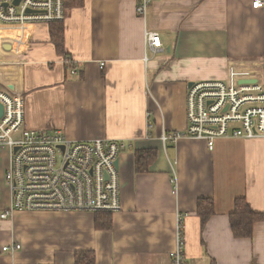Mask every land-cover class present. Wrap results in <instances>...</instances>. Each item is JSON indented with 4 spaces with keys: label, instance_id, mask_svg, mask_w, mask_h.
Instances as JSON below:
<instances>
[{
    "label": "crops",
    "instance_id": "obj_1",
    "mask_svg": "<svg viewBox=\"0 0 264 264\" xmlns=\"http://www.w3.org/2000/svg\"><path fill=\"white\" fill-rule=\"evenodd\" d=\"M139 1L85 0L68 11L66 48L81 78H66L49 24L0 25V43L8 41L1 44L0 89L23 96L28 127L130 144L119 157L122 208L109 230L96 228L91 211H15L2 218L12 207L5 182L12 154L0 144V264H75L79 250L94 251L96 264H173L180 215L187 262L264 264V221L252 238L238 239L229 219L240 196L264 211V138L219 139L213 150L189 137L160 140L164 130L187 128L191 82L264 83V6L154 0L141 16ZM147 31L159 34L160 48L148 45ZM148 147L158 148V158L149 172H136L134 150ZM201 197H212L216 209L203 229L196 214ZM17 243L22 248L4 251Z\"/></svg>",
    "mask_w": 264,
    "mask_h": 264
},
{
    "label": "built area",
    "instance_id": "obj_2",
    "mask_svg": "<svg viewBox=\"0 0 264 264\" xmlns=\"http://www.w3.org/2000/svg\"><path fill=\"white\" fill-rule=\"evenodd\" d=\"M16 1L0 0V25L49 24L67 17L64 0ZM152 1L140 0L137 13L146 15ZM263 6V0H254V8ZM146 39L150 47H161L157 32L147 31ZM3 41L0 50H3ZM104 65L102 62L101 66ZM72 73H77V68ZM0 103L4 108L0 116V144L7 145L12 154L5 173L12 207L1 214L2 218L15 211L115 212L122 208L121 177L115 162L130 147L127 141L72 140L58 128H30L22 95L0 89ZM186 103L187 128L164 130L160 134L164 145L189 137L204 140L213 150L219 139L264 138V83L258 79L255 83L221 79L196 81L188 86ZM176 181L177 177L171 179ZM20 248L19 243L6 245L4 251ZM185 249L180 215L176 246L170 253L173 264H195L186 261Z\"/></svg>",
    "mask_w": 264,
    "mask_h": 264
},
{
    "label": "trees",
    "instance_id": "obj_3",
    "mask_svg": "<svg viewBox=\"0 0 264 264\" xmlns=\"http://www.w3.org/2000/svg\"><path fill=\"white\" fill-rule=\"evenodd\" d=\"M85 0H64L67 9L79 8L84 5ZM66 25L65 21H55L49 23L50 41L53 43L56 53L62 56L65 64L66 78L73 77L72 70L77 68L79 78L83 72L76 64L71 52L66 48L65 42ZM158 148L148 147L134 150V165L136 172H149L151 166L158 158ZM216 212L215 201L212 197H201L197 200L196 214L200 218L202 229L206 225L208 219ZM113 212L96 211L95 226L97 229L113 228ZM230 226L234 237L238 239L252 238L254 235L255 224L264 221V211H257L245 196L235 199L234 209L229 214ZM75 264H96V254L94 251L79 250L75 252Z\"/></svg>",
    "mask_w": 264,
    "mask_h": 264
},
{
    "label": "water",
    "instance_id": "obj_4",
    "mask_svg": "<svg viewBox=\"0 0 264 264\" xmlns=\"http://www.w3.org/2000/svg\"><path fill=\"white\" fill-rule=\"evenodd\" d=\"M18 2H19V0L16 1V3H18ZM256 81H257V79H255V78L254 79H240L239 83H255ZM192 83L193 82H191L189 84V86H191ZM2 113H3V106L0 104V116L2 115ZM116 166L117 167L119 166V159L116 160Z\"/></svg>",
    "mask_w": 264,
    "mask_h": 264
},
{
    "label": "bare ground",
    "instance_id": "obj_5",
    "mask_svg": "<svg viewBox=\"0 0 264 264\" xmlns=\"http://www.w3.org/2000/svg\"><path fill=\"white\" fill-rule=\"evenodd\" d=\"M153 1H154V0H153ZM153 1H152V2H153ZM151 4H152V3H151ZM151 4H150V5H151ZM149 7H150V6H149ZM65 8H66V7H65ZM148 9H149V8H148ZM66 10H67V16H68V11H69V9L66 8ZM147 12H148V11H147ZM143 16H145V15H143ZM66 18H67V17H66ZM65 20H66V19H65ZM65 20H61V21H65ZM0 104H1V103H0ZM1 105H2V104H1ZM2 106H3V105H2ZM3 109H4V108H3ZM15 150H16V149H15ZM118 159H119V158H118ZM115 164H116V162H115ZM119 171H120V170H119Z\"/></svg>",
    "mask_w": 264,
    "mask_h": 264
},
{
    "label": "rangeland",
    "instance_id": "obj_6",
    "mask_svg": "<svg viewBox=\"0 0 264 264\" xmlns=\"http://www.w3.org/2000/svg\"><path fill=\"white\" fill-rule=\"evenodd\" d=\"M12 37H13V36H9L7 39H10V41H12V39H13Z\"/></svg>",
    "mask_w": 264,
    "mask_h": 264
}]
</instances>
